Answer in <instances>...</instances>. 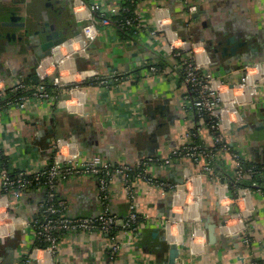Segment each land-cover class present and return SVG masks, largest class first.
Returning <instances> with one entry per match:
<instances>
[{"label":"crops","instance_id":"1","mask_svg":"<svg viewBox=\"0 0 264 264\" xmlns=\"http://www.w3.org/2000/svg\"><path fill=\"white\" fill-rule=\"evenodd\" d=\"M101 1L108 7L116 0ZM192 1L199 7L198 15L186 23L184 7L178 0H144L139 7L142 30L137 36L124 37L115 25L98 24L100 35L90 45L87 57L75 56L76 68L79 71L93 68L104 73L123 70L129 72L130 79L118 87L98 86L94 82L84 87L86 99L82 114L67 111L62 102L36 98L30 99L25 108L13 105L1 108L0 173L6 169L13 173L19 170L33 172L45 166L58 139L71 143L82 158L98 155L112 163L131 164L150 154L166 156L175 146L188 142V132L196 122L195 113L186 108V85L180 82V61L166 53L164 32L148 37V30L155 25L156 4L168 8L172 27L188 41L194 55L204 60L208 70L224 83H240L244 65L264 60V0ZM4 7H12L30 19L32 16L37 30L41 27L48 30L53 24L59 31L68 30L70 37L80 27L73 10L63 0L53 7L47 5V0H0V9ZM232 35L242 45L235 54L220 61L217 57L220 51L215 52V48H221L225 39ZM32 55L33 50L26 42L14 43L0 37L1 90L5 91L28 75L32 79L33 75L37 76L40 60L36 61ZM49 56L51 54L42 59L56 60L57 55ZM160 57L165 58L166 66L160 71L149 72L146 61ZM61 73L67 76L65 70ZM33 82L30 86L38 83L35 79ZM48 85L53 89L49 81ZM238 111L237 121L231 128L223 130L225 140L245 168L255 165L264 168V81L256 89L252 104L242 105ZM259 126L263 128L257 129ZM198 130V139L207 147L213 146L210 132L204 126ZM221 157L217 160V171L229 175L225 179L228 181L235 160L228 152ZM3 160L5 165H2ZM198 168V164L189 159H181L171 168L153 167L151 173L157 178H173L178 182L183 169L195 173ZM263 175L259 176L262 180ZM252 181L257 182L255 176L244 178L245 185H251ZM197 182L203 192L198 224L183 218L167 232L164 221L171 212L170 192L162 195L156 187L137 181L133 186L134 201L144 222L140 225L139 235L133 239L127 232H120L121 250L114 259L107 253V235L100 232L62 237L55 255L41 249L35 251L37 242L32 222L40 212L42 191L39 188L27 189L18 199H13L8 219L13 225V233L1 232L0 238L6 245H17L18 264H51L53 261L57 264H166L171 243H176L179 250L175 264H250L251 259L264 258V191L254 187L247 199H230L229 213H225L221 211L214 182L206 177ZM58 190L67 199L71 215L93 216L100 212L98 184L93 176L62 179ZM110 197L113 212L123 221L128 212V198L120 181H112ZM248 210L252 211L248 221L253 238L251 244L221 241V236L224 237L222 222L233 213H247ZM206 216H211L217 224L216 243L209 242ZM156 228L159 233L154 237Z\"/></svg>","mask_w":264,"mask_h":264},{"label":"built area","instance_id":"2","mask_svg":"<svg viewBox=\"0 0 264 264\" xmlns=\"http://www.w3.org/2000/svg\"><path fill=\"white\" fill-rule=\"evenodd\" d=\"M66 1L70 3L76 19L80 23L79 32L52 49L51 56L57 55L55 61L49 58L51 56L48 57L49 60L39 61L36 85L27 87V85L17 82L8 87L11 92L27 89L30 93L7 101L5 107L13 105L25 108L30 99L36 98L62 102L67 111L82 114L86 99L82 82L89 81V84L94 82L103 87H118L130 79L129 72L123 70L104 73L90 68L79 71L75 66L74 59L77 54L88 56L90 45L100 35L98 24H115L131 36L140 34L142 14L139 12V7L144 0H116L108 7H105L104 1L101 0ZM178 1L184 7L185 22L188 23L192 15L199 11V7L192 0ZM130 6L134 7L132 11H129ZM154 13L155 25L148 30V37L153 38L158 32L165 33L167 37L164 46L166 53L180 60V72L187 86L186 108L205 118L206 122L200 118L201 123L198 122L200 124H196L188 132L190 140L175 146L168 155H146L136 164L112 163L98 155L82 158L77 149L72 148L71 143L58 139L50 160L45 166L33 172L19 170L13 173L7 169L1 171L0 185L4 192L0 195V233H13V225L8 221L11 209H13V198H19L21 191L29 185L44 187L46 196L40 203L43 218L41 221L34 219L32 222L37 242L34 250L41 249L55 255L62 237L80 232H100L107 235V253L109 258L114 259L121 250V240H119V232L114 234L113 228L119 226L133 239L139 234L140 225L144 222L134 201L133 186L137 181L156 187L162 195L165 192H170L172 197L171 212L164 221L167 232L171 231L176 224H180L183 218L198 224L199 209L203 204V192L197 180L199 181L202 177L214 182L221 211L225 213H229L230 199L236 201L247 199L250 189L258 187L255 181H252L251 185H245L244 178L256 174L263 175L264 168H260V171L255 166L245 168L236 151L225 140L223 130L231 128V125L240 117L238 111L240 106L252 104L256 89L264 81V60L244 65L240 83H224L220 77L208 70V65L204 60H200L194 55L188 41L180 37L178 31L172 27L168 8L156 4ZM147 68L149 72L157 70L153 65H149ZM63 70L67 72V76L61 73ZM46 80L52 83L53 89L47 88ZM259 81L260 83H258ZM63 95H66L65 99L62 98ZM0 96L4 98V91L1 89ZM200 126H204L210 132L214 145H219V150L228 152L235 160L233 173L228 181L225 179H228L229 175H221L217 171L215 149L195 141L199 138L198 129ZM181 159H189L199 167L195 173H188L186 169H183L182 183L169 182L157 178L151 173L153 167L171 168L177 160ZM80 175H91L97 180L101 210L97 215H71L68 213L67 200L57 196L58 183L62 179ZM113 180L120 181L123 192L128 198V212L123 221L112 214L110 209V187ZM183 187L185 188L183 189ZM187 197H189L188 200ZM251 212L249 210L247 213L241 211L226 218L221 226L224 237L230 239L237 235L239 243L249 246L253 240L248 225ZM51 264L57 263L53 261ZM250 264H264V258L251 259Z\"/></svg>","mask_w":264,"mask_h":264},{"label":"water","instance_id":"3","mask_svg":"<svg viewBox=\"0 0 264 264\" xmlns=\"http://www.w3.org/2000/svg\"><path fill=\"white\" fill-rule=\"evenodd\" d=\"M62 0H47V5H52L53 3L61 2ZM66 1V0H64ZM29 12L32 10H28ZM30 16L31 13H28ZM198 12L194 13L192 16L196 17ZM34 23L31 19L27 18V16L20 15L17 11L13 10L12 7H4L0 9V37L4 36L8 40L12 42L16 41H24L27 43L28 48L33 50L32 58L36 61L41 60L45 56L51 54L52 49L63 43L68 38V30H57L54 25H49V29L47 30L44 27H41L40 30L34 29ZM79 28V27H78ZM51 29V31H50ZM79 30L76 29L75 33H78ZM225 43H223L221 48L216 47L215 52L220 51L219 60H223L224 57L228 55H233L236 53L237 48L242 44L234 37V35L227 37L225 39ZM221 45V41L219 42ZM244 44V43H243ZM219 60L217 63H219ZM33 79H35V83L38 82L37 76L33 75ZM248 126V125H247ZM257 127V126H256ZM255 127V128H256ZM262 126H259L257 129H262ZM150 152H148L149 154ZM178 182L182 183V179L178 178ZM223 223V222H222ZM217 224L214 222L211 216H206L205 219V228L208 232V239L210 243H216L217 241ZM158 228L153 231V236H158ZM139 235V234H138ZM238 236L234 235L230 239L221 236L220 240L224 243H228L230 240L234 241L236 245H238ZM17 245L5 244L4 241L0 238V264H18L19 258L15 255V250ZM179 255L178 246L176 243H171L169 245L167 262L166 264H175V260Z\"/></svg>","mask_w":264,"mask_h":264},{"label":"trees","instance_id":"4","mask_svg":"<svg viewBox=\"0 0 264 264\" xmlns=\"http://www.w3.org/2000/svg\"><path fill=\"white\" fill-rule=\"evenodd\" d=\"M66 4H69V2L67 1ZM69 5H70V4H69ZM133 8H134V7L130 6V7H129V11H132ZM128 14H129V12H128ZM113 25H115V24H113ZM115 26H116V25H115ZM116 27H117V29L121 32V34L124 35V37L131 36V35H128V34L126 33L125 30L121 29V27H119V26H116ZM76 29L79 30V28H76ZM76 29L74 30V33H75ZM72 31H73V30H72ZM68 35H69V33H68ZM178 60H179V59H178ZM179 61H180V60H179ZM35 63H36V62H35ZM146 63H148V65H153V66H155V67L157 68V71L162 70V69L166 66V64H167L165 58H163V57L157 58V59L154 60V61H152V59H148V60L146 61ZM148 65H147V66H148ZM181 74H182V73L180 72V76H181L180 82L183 83L184 85H186V84L184 83V78L182 77ZM20 82L23 83V84H25V85H27V87H30V85H33V83H34L32 77H31V75H30V76L28 75L26 78L21 79ZM45 82H46L47 88L50 89L51 86L48 85L47 80H46ZM92 83H93V82H92ZM82 85H83V87L88 86V85H89V81H84V82H82ZM186 92H187V86H186ZM29 93H30V91L27 90V89H26V90L18 89L17 91H13V92H11L10 89H6V90L4 91V98H2V97L0 96V109L3 108V107H5L7 101L12 100V99H15L16 97L21 96V95H24V94L27 95V94H29ZM200 118L206 122V119H205V118H203V117H201V116L195 114V122H196V124H197V122H198L199 120H201ZM193 130H194V129H193ZM210 135H211V134H210ZM211 137H212V135H211ZM195 141H197V142H201V140L198 139V138H197V140H195ZM211 147L215 149V154H217V159H216V160H220V159H222L221 155H223L225 152L219 150V149H220V148H219V145H216V144H215V145H213V146H211ZM51 155H52V152H51ZM102 158H103V157H102ZM215 163H216V162H215ZM251 163H252V162H251ZM128 164H131V163H128ZM2 165H5V161H4V160H3ZM258 165H259V164H258ZM216 166H217V165H216ZM255 166H256V167L258 168V170L260 171V168H261V167H260V166H257V165H255ZM254 176L256 177L258 188H260L261 190L264 191V180H262V179L258 176V174L254 175ZM94 178H95V177H94ZM95 180H96V179H95ZM163 180H167V181H169V182H176L173 178H165V179H163ZM96 182H97V180H96ZM97 184H98V183H97ZM32 188H39V189L42 191V198H41V201H40V203H41V202L43 201V199H45V196H46V189H45L44 187H38V186L29 185V186H27L26 188H24V189L21 191V194H22L24 191H26L27 189H32ZM57 188H58V187H57ZM3 192H4V190H3V187L1 186V188H0V195L3 194ZM57 196H58V198H64L62 195L59 194V190H58V189H57ZM13 199L15 200V199H18V198H13ZM64 199H65V198H64ZM66 200H67V199H66ZM98 201H99V200H98ZM12 205H13V201H12ZM110 209H111V213H112V214H115L117 217H119L118 214L115 213V212H113V210H112V207H111V198H110ZM41 211H42V210H41V207H40L39 215L35 218L37 221H41L42 218H43V215H42V212H41ZM100 211H101V210H100ZM127 211H128V204H127ZM68 213H69V208H68ZM99 213H100V212H99ZM99 213H98V214H99ZM69 214H70V213H69ZM75 216H76V215H75ZM121 231H123V230H121L119 226H116V227L113 228V233H114V234H115L116 232H119V233H118V235H119Z\"/></svg>","mask_w":264,"mask_h":264},{"label":"flooded vegetation","instance_id":"5","mask_svg":"<svg viewBox=\"0 0 264 264\" xmlns=\"http://www.w3.org/2000/svg\"><path fill=\"white\" fill-rule=\"evenodd\" d=\"M64 1V0H63ZM65 3L67 2V1H64ZM53 4H55V3H53ZM53 4L52 5H50L51 7H53ZM70 4V3H69ZM69 4H66L67 5V7H69V9H71V11H72V8H70V5Z\"/></svg>","mask_w":264,"mask_h":264}]
</instances>
